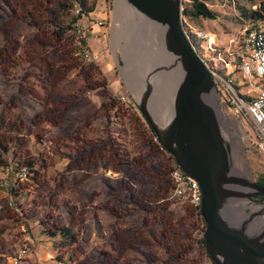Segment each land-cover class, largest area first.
<instances>
[{
  "label": "rangeland",
  "instance_id": "374dc122",
  "mask_svg": "<svg viewBox=\"0 0 264 264\" xmlns=\"http://www.w3.org/2000/svg\"><path fill=\"white\" fill-rule=\"evenodd\" d=\"M13 1L17 12L10 10V0H0V252L5 255L0 264H12L6 254L18 250L24 219L35 248L19 264H52L48 251L68 264L155 263L151 259L164 252L150 238L152 230L197 226L190 205L168 199L171 153L152 134L131 93L166 63L165 47L154 50L158 30L139 14L134 19L121 2L118 7L116 0H90L97 24L79 35L71 21L75 3L61 17L72 26L55 37L47 12L64 0ZM258 2L209 0L219 12L212 19L191 17L185 12L188 0H181L184 29L200 40L202 53L213 44L226 51L251 21L241 7L252 9ZM84 48L94 51L98 61L85 59ZM207 56L246 91L237 65L227 69L215 55ZM160 93L164 103V86ZM172 104L173 98L167 104L170 113ZM240 136L234 149L242 145L244 154L236 158L235 171L259 178L264 154ZM146 162L166 170L158 193L141 180ZM25 165L30 173L22 178ZM123 175L135 180L137 199ZM63 228L73 230L76 240L63 241ZM41 235L50 242L42 243ZM203 264L210 263L203 257Z\"/></svg>",
  "mask_w": 264,
  "mask_h": 264
},
{
  "label": "water",
  "instance_id": "95a60500",
  "mask_svg": "<svg viewBox=\"0 0 264 264\" xmlns=\"http://www.w3.org/2000/svg\"><path fill=\"white\" fill-rule=\"evenodd\" d=\"M120 2L158 30L160 43L154 50L164 42L167 54L157 70L166 71L172 88L177 81L172 70L180 67L182 72L166 122L159 119L163 103L152 98V77L131 93L162 146L202 187L210 259L214 264H264V196L253 197L264 194V185L236 172L230 162L234 131L221 107L216 76L184 29L181 0H116L115 6Z\"/></svg>",
  "mask_w": 264,
  "mask_h": 264
},
{
  "label": "built area",
  "instance_id": "2783aa9c",
  "mask_svg": "<svg viewBox=\"0 0 264 264\" xmlns=\"http://www.w3.org/2000/svg\"><path fill=\"white\" fill-rule=\"evenodd\" d=\"M73 11L76 17L74 21L76 32L79 35H86L87 27L97 24L90 16L92 11L81 12L79 6H75ZM98 23L103 24V20H98ZM209 48L216 50L215 56L227 69L237 65L245 78V85L248 86L246 91H243L242 85L222 75L218 68L211 66L210 62L203 57L216 76L221 91V107L228 117L230 128L234 131L233 138L236 134H241L252 147L264 154V28L249 24L234 41L233 46L226 51L216 44L210 45ZM82 54L89 61H98V55L90 48H84ZM122 98L127 97L122 95ZM127 100H131L129 95ZM29 173L26 168L20 171L22 178L27 177ZM169 175L172 190L168 198L174 202L191 205L197 221L196 229L204 230L207 222L202 214L203 193L200 183L177 164L174 156H172ZM20 227L23 237L19 240L18 250L12 254L13 264H19L31 248H35V239L31 235L29 224L23 221ZM48 256L52 264H68L66 259L59 258L52 251H48Z\"/></svg>",
  "mask_w": 264,
  "mask_h": 264
},
{
  "label": "flooded vegetation",
  "instance_id": "af4514ba",
  "mask_svg": "<svg viewBox=\"0 0 264 264\" xmlns=\"http://www.w3.org/2000/svg\"><path fill=\"white\" fill-rule=\"evenodd\" d=\"M6 2L8 3V1ZM10 8H11L10 10H12L13 12L14 11L17 12V10L19 9V7H17V4H15L13 0H10ZM38 24L39 26L41 25L40 22ZM239 137L240 135L236 134L235 137L232 138L234 147L236 146L237 139L240 141L242 140ZM112 152L114 154H117L119 151H112ZM243 154H244V151H242V145L239 148V151H230V162L232 163L233 166H235L236 164V158L238 156H242ZM172 156L173 155L171 154V159H172ZM115 160L119 162V157H116ZM119 163L121 165L123 161L121 160V162ZM113 165L115 166L116 163H113L112 166ZM129 165L130 163L127 164V166ZM142 171L143 173H140V175L142 176L141 180L143 181L145 180L144 182L146 183L150 182V186L153 189H155L157 193L161 191V188H162L161 181L163 180L162 178H164V175H166V170H159V168L154 167L153 164L150 165L146 162L145 168L142 169ZM123 177H124V182L128 186H130V189L133 190L132 191L133 198L137 199L136 191H135L136 188H134V186L136 185L135 180L132 179L131 176L123 175ZM250 178L260 183V177L259 178L250 177ZM263 196H264L263 193H255L253 195V197L256 199L259 197H263ZM142 199H145L146 201L149 200L147 196L142 197ZM205 229L204 230L194 229V230L187 231L184 228L177 229L173 227H170V228L164 227L163 229L158 230V231L152 230L151 231L152 237L150 235V238H153L154 241L158 243L157 247L159 246L163 250L164 255L163 257H159L158 255H156L155 257L151 259V261L155 262L153 264H178V263L179 264H203V257H204L206 260L208 259L211 264H214L213 261L210 259L207 253V250H206ZM71 231L76 235V233L73 230ZM111 251L113 252V250Z\"/></svg>",
  "mask_w": 264,
  "mask_h": 264
},
{
  "label": "trees",
  "instance_id": "16d2710c",
  "mask_svg": "<svg viewBox=\"0 0 264 264\" xmlns=\"http://www.w3.org/2000/svg\"><path fill=\"white\" fill-rule=\"evenodd\" d=\"M253 1V0H250ZM90 0H64L60 2L59 7H53L48 10V21L52 23V26L54 27L53 29V35L57 37L58 35L61 36L69 27L72 26L71 21H75L76 17H74L69 23H64V21L61 19L62 16H64V13L66 14L69 11V8L74 6V4H78V6L81 9V12H91L95 9V3H89ZM189 7L186 9V13L190 15L193 18H198V17H205V18H218L219 12L216 9H213L209 5V0H188ZM257 7H254L252 9H246L244 6L241 7V10L243 11V14L251 19L250 23L252 26L257 27V28H264L261 27L259 24H257V21L259 20H264V0H259L258 4L256 5ZM15 12V11H14ZM46 13V14H47ZM39 23V22H38ZM192 39L193 44L195 45L196 49L204 57L206 60L209 61V57L207 55H216V50H212L211 48H208V54H204L201 52V49L199 48L200 40L196 39L197 41H194V39L190 36ZM42 44H45L46 41L43 39L41 40ZM213 53V54H212ZM212 66V65H211ZM221 70V69H218ZM230 73V72H229ZM225 75V74H224ZM229 75V74H227ZM152 134L156 135L153 129H151ZM157 136V135H156ZM154 143V142H153ZM158 144V143H157ZM111 145L114 146L115 143L111 141ZM0 147H4V145L0 141ZM16 168V167H15ZM23 168H26L29 172L30 169L28 168L27 165L22 166L21 170ZM260 183L264 185V173L260 177ZM26 218V217H24ZM193 219H195L193 215ZM26 219H24L25 221ZM190 220V219H189ZM185 230H194L196 229V226L189 227V228H184ZM61 238L63 241H74L76 239V235L71 231L69 228H63L61 231ZM189 234V233H188ZM1 250V248H0Z\"/></svg>",
  "mask_w": 264,
  "mask_h": 264
},
{
  "label": "bare ground",
  "instance_id": "6f19581e",
  "mask_svg": "<svg viewBox=\"0 0 264 264\" xmlns=\"http://www.w3.org/2000/svg\"><path fill=\"white\" fill-rule=\"evenodd\" d=\"M117 5H119L118 3H117ZM131 15L133 16V18L134 19H136V17H138V15L136 16V14L134 13V14H132L131 13ZM141 14H139V16H140ZM140 18H141V20H143V17L142 16H140ZM139 18V19H140ZM114 29V28H113ZM128 38V37H127ZM154 40V39H153ZM138 44V43H137ZM140 45V44H139ZM142 45V44H141ZM160 45V44H159ZM159 45H158V47L157 48H160L159 47ZM163 46H164V42H163V44H162ZM137 47V46H136ZM145 47V46H144ZM165 47V46H164ZM139 48V47H138ZM141 49H142V46H141ZM161 49V48H160ZM166 49V48H165ZM135 50V49H134ZM133 50V51H134ZM145 52V51H144ZM144 52H143V54H144ZM166 54H167V50H166ZM147 55V54H146ZM156 60V59H155ZM145 61V60H144ZM146 62V61H145ZM142 63H143V61H142ZM150 63V62H149ZM128 65V64H127ZM154 65V64H153ZM132 66H134L133 64H132ZM149 66V65H148ZM157 66H160V65H157ZM142 67V66H141ZM140 67V68H141ZM146 67V66H145ZM151 67H152V65H151ZM156 67V66H155ZM149 68V67H148ZM147 68V69H148ZM124 69V68H123ZM143 69V68H142ZM146 70V69H145ZM173 75H175V76H177V81H176V84H175V86H173L174 88H172L171 86H170V84L168 83V80L166 79V71H164V70H159V71H155L156 73H155V75H153V77H152V83H153V86H154V93H155V98L153 99V101L154 102H156V103H158L159 102V100H158V97H159V93H160V87H162V83L163 82H165V85L164 86H166L165 88H166V98H165V102L163 103V105H162V109H161V112H160V117L157 115V117H159V119H160V121L161 122H166L170 117H171V115H172V113H173V111H171V113L169 112V109L167 108V104H168V102H169V100L171 99V98H173V104H172V110H173V108H174V94H175V88H176V85H177V83H178V81H179V79H180V75H181V70H180V67H176V68H174L173 70ZM140 72V71H139ZM129 74H130V72H129ZM131 75V74H130ZM133 76H135V75H133ZM136 76H138V74L136 75ZM135 76V77H136ZM131 78V77H130ZM137 79V78H136ZM145 80H146V82H148V80L145 78ZM138 81V80H137ZM135 83H136V81H135ZM145 83V82H144ZM133 84V83H132ZM136 85V84H135ZM163 91V90H162ZM161 94V93H160ZM161 96H163V95H161ZM154 102H152L153 104H154ZM162 103V102H161ZM233 149H234V146H233ZM235 150V149H234Z\"/></svg>",
  "mask_w": 264,
  "mask_h": 264
},
{
  "label": "crops",
  "instance_id": "0c3cea01",
  "mask_svg": "<svg viewBox=\"0 0 264 264\" xmlns=\"http://www.w3.org/2000/svg\"><path fill=\"white\" fill-rule=\"evenodd\" d=\"M257 24H259L261 27H264V20H259V21H257ZM41 238L43 239V240H42V243H44V244L50 242L48 239H45V236H44V235H41ZM0 255H2L3 257L5 256L4 253L2 254L1 252H0ZM6 255H7V259L10 261V263L13 264V262H12V255H11V254H10V255L6 254ZM29 255H30V254H29ZM29 255H28V256H29ZM207 262L210 263V261H209L208 259H207ZM210 264H211V263H210Z\"/></svg>",
  "mask_w": 264,
  "mask_h": 264
}]
</instances>
